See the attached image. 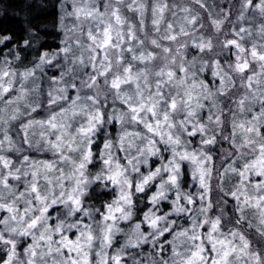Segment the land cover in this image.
Masks as SVG:
<instances>
[{"label": "snow or ice", "instance_id": "6c2138e0", "mask_svg": "<svg viewBox=\"0 0 264 264\" xmlns=\"http://www.w3.org/2000/svg\"><path fill=\"white\" fill-rule=\"evenodd\" d=\"M71 3L73 10L67 15L77 23L69 31L79 33L75 44L80 55L73 52L71 41L61 51L70 56L75 66L67 72H75L77 67L90 71L84 72L86 78L80 79L79 86L75 82L70 85L76 90L75 97H70L68 87H52L47 93L46 118L30 119L21 125L24 143L29 147L32 144L28 130L39 128L37 151L50 152L51 159H30L25 155L18 167L0 154V246L7 255L2 264H122L126 248L156 245L165 233L172 235V240L167 241L172 246V256L164 259V244L159 243L161 260L153 258L151 264H264V258L251 250L250 240L241 231L224 232L222 217L210 216L213 158L207 151L208 146L217 143L218 134L236 150V160L219 173L217 188L223 192L226 178L239 177L235 188L224 193L236 201V224L246 219L247 209H254L259 220L256 231L264 238V43H254L248 49L241 43L243 37L224 40L223 49L236 50L234 62L225 68L218 60L209 63L201 58L212 51L213 43L210 38L191 36L197 17L191 15L189 8H180L185 15L178 18L166 0H152L150 6L146 0ZM252 5L253 0H244V8ZM122 7L138 17H126ZM255 8L264 16V0H259ZM149 10L151 35L145 20ZM170 10L176 19L162 27L165 13ZM177 19H182V23L178 25ZM221 23L213 21L217 31ZM247 31L241 28L235 35ZM260 32L264 35V26ZM182 37H190L191 42H181ZM189 48L196 50L191 60L187 59ZM41 62L50 63L47 54ZM253 64L259 71L252 69ZM206 68L212 69L218 85L199 77ZM32 74L26 71L21 75ZM65 74L62 73L61 80ZM233 74L239 76L241 87L248 90L242 96L230 95L236 86ZM12 75L15 74L0 69V99L12 86V80L4 81V77ZM76 78L73 76V81ZM56 84L59 80L53 81ZM23 96L21 90L17 100ZM109 96L113 104L119 102L122 107H113L106 114ZM220 97L226 99L221 101ZM14 103L8 101L9 105ZM257 103L259 111L254 110ZM25 107L30 108L31 115L43 105ZM3 111L0 109V113ZM20 115L23 113L17 107L7 119L0 115V124L16 121ZM105 123L118 124V134L115 140L105 138L98 156L100 169L92 175L89 166L97 159L94 138ZM226 125L230 132L223 135ZM197 136L199 147L193 148L192 138ZM5 151H20L6 128L0 139V153ZM165 151L170 158L163 156ZM150 158H159L160 164L145 173L142 166H148ZM237 160L244 162L237 167ZM184 163L198 183L199 191L195 194L180 190ZM21 181L23 190L19 188ZM96 183L110 186L115 193L103 210H96L99 219L83 207L88 189ZM154 183L156 191L149 197L153 208L125 233V244L109 255L116 234L122 232L119 222L133 218L134 195L145 192ZM170 191L175 192L172 212L157 215L155 206L167 200ZM57 206L64 211L53 217L50 210ZM193 212L195 215L187 217L191 226L180 230H175V221L168 219L173 213L180 216ZM142 224L147 225L148 232L141 230ZM248 226L254 227L251 222ZM28 238L31 243L24 248L21 259L17 246L21 239Z\"/></svg>", "mask_w": 264, "mask_h": 264}, {"label": "trees", "instance_id": "16d2710c", "mask_svg": "<svg viewBox=\"0 0 264 264\" xmlns=\"http://www.w3.org/2000/svg\"><path fill=\"white\" fill-rule=\"evenodd\" d=\"M152 0H146V3L150 6ZM171 10L177 12V17L182 18L185 13L180 12V8L191 9V15L197 17V23L191 28V36L204 37L205 39H211L213 43V49L211 52H205L202 54V59L205 61L218 60L225 68L228 63L233 62L231 49H223L222 42L226 39H238L246 48H251L252 44L264 43V35L261 34L260 29L264 26V16H262L255 5L259 3V0H253V5L249 8H244V0H200V3L194 2V0H166ZM203 5V6H201ZM73 5L71 0H0V69L6 70L9 73H14L10 77H4V81L12 80V86L8 92L3 94V98L0 99V109L4 111L0 113L5 119L14 113V109L19 107L20 112L23 115L19 116L16 121H10L9 124H0V139H3V129H7L13 144L20 151H5L3 155H6L9 159L13 160L16 166H21L19 161L23 156L27 155L30 159H51L52 154L50 152L37 151V141L39 140V128L32 127L28 130L29 139L31 140L32 147L29 144L24 143L25 133L21 131V125L26 124L30 119H44L47 116V93L52 87H68V93L70 97H75L76 90L71 88V84L75 82L77 86L80 84L81 78L84 77V72L90 71V69L76 68L75 72H67L69 68L75 66L72 65L71 58L66 57L61 51L64 47L68 46L70 40V34L73 31L74 25L77 23L75 18L68 16L67 13L72 12ZM167 11L165 13V21L162 27L166 26L168 21L176 19L172 16V13ZM123 15L130 19H136L137 13H131L128 10H124ZM146 24L149 25V35H151V13L150 10L145 13ZM213 21H222L220 29L217 31L213 25ZM182 23V19H177V24ZM241 28L247 29L245 33H240L239 36L235 33H239ZM178 30V29H177ZM250 33V35H249ZM143 38V37H141ZM186 39L191 42L190 37H182L181 40ZM71 47L76 56L80 55L79 50L76 47L75 42L71 41ZM47 54V60L49 62H41V57ZM196 54L195 49L189 48L187 59L191 60L193 55ZM252 69L259 71L255 64L252 65ZM26 71H32V75L24 77L21 74ZM62 73H67L61 80ZM248 74H251L249 72ZM73 76L77 78L73 81ZM236 82L235 88L232 89L230 95L242 96L248 90L241 87L239 76L233 74ZM199 77L204 79L205 82L215 83L218 85V80H213L212 69L206 68L203 73H199ZM54 80H59V84L53 85ZM7 87V84H5ZM256 85H253L255 89ZM23 90L24 96L22 99L17 100V97L21 95ZM84 92H88L87 89ZM224 101L225 97L219 98ZM8 101H16V103L9 105ZM42 104L43 107L37 109L36 113L28 115L30 108H26L25 104L35 106ZM103 103V99H101ZM207 103V102H206ZM121 108L119 102L113 104L112 99L108 100L107 106L104 109L107 114L112 108ZM227 111V108H225ZM255 111H259V104H255ZM207 110H205L206 114ZM118 124L105 123L102 130L95 136V143L93 145V152L96 156L94 165L89 166V173L94 175L100 169V162L98 159L99 152L103 148L105 138L116 139L118 134ZM37 133L32 135V133ZM230 132V126H225L223 135H228ZM211 135V133H209ZM194 143L191 147H199L200 137L192 138ZM7 147V146H6ZM163 149V145H160ZM208 154L212 156V180L210 181L211 193L210 199L213 204V208L210 210V216L215 218L217 216L222 217V231L227 232L230 229H238L246 238L251 242V250L257 252L262 258H264V238L260 237L256 231V226L259 225V220L254 215V209H247L245 212L246 219L241 224H236V220L239 217V213L236 211V201L231 195H225V192H230L239 183L238 176H230L226 178L223 184L224 191H220L217 188L218 175L223 172L224 168L229 164H232L236 160V150L231 147L228 141L222 139L220 134L217 135V143L210 145L207 148ZM247 151V150H244ZM231 153V155H230ZM123 156V153H119ZM164 157L170 158L169 152H163ZM123 162V161H122ZM243 160H237L236 166L239 167L243 164ZM160 164L159 158H150L148 166H142V171L147 172L149 168L158 167ZM253 180L260 178L253 177ZM155 183H159L156 181ZM155 183L153 186L146 189L143 193H137L133 197V218L131 221H120L119 228L122 232L117 233L113 245L108 249L109 255L115 254V252L122 247L126 242L125 233H129L135 223H139L143 220V215L153 205L149 203V197L156 191ZM20 190H23L22 181L19 183ZM180 190L187 193H197L199 191L197 181L193 180L191 175V169L188 164H182L181 184ZM115 193L112 188L105 187L100 183L92 185L88 189V195L84 198L83 207L92 211L96 219H99V215L96 213L97 209L103 210V206L106 203H110L114 198ZM175 199V192H168V199L162 200L155 206L154 210L157 215H164L165 213L172 212V201ZM183 203V201H181ZM200 201L197 199L196 206L199 207ZM218 205V207L216 206ZM218 209H217V208ZM52 216L56 217L58 214L63 213L62 206H57L55 210H50ZM3 214H0L2 216ZM189 215H195V212L189 214H181L177 216L175 213L170 215L168 219L175 221V230H180L182 227H190L191 222L187 218ZM79 218V217H77ZM85 222H88L87 217H83ZM249 222L254 227L249 228ZM2 228V226H0ZM141 230L148 232L149 229L146 224H142ZM204 231V229H201ZM7 235V234H5ZM172 240V235L165 233L160 237L159 243L164 244L165 251L162 256L164 259H168L172 256V246L167 241ZM31 243V239H21L17 246L18 255L27 247V244ZM159 243L153 245L151 243L142 244L135 248H126L122 254V264H135V261H139L140 264H151V260L154 258L157 261L161 260L159 253ZM21 257V256H20ZM6 250L0 246V264L3 259H6Z\"/></svg>", "mask_w": 264, "mask_h": 264}, {"label": "rangeland", "instance_id": "374dc122", "mask_svg": "<svg viewBox=\"0 0 264 264\" xmlns=\"http://www.w3.org/2000/svg\"><path fill=\"white\" fill-rule=\"evenodd\" d=\"M127 10V8L126 7H122V13L123 14H125L124 13V10ZM79 35V33L78 32H72L71 34H70V40L71 41H73V42H75V40H76V38H77V36ZM184 40H186V39H183V40H181V42H183ZM248 49H250V48H248ZM231 51H232V60H233V62H234V60H235V56H234V53H235V49L234 48H231ZM112 98H111V96H109V99L108 100H111ZM217 207H218V205H216ZM216 207V208H217ZM218 209V208H217ZM19 256V258H21V259H23L24 258V250L21 252V254L20 255H18ZM21 256V257H20Z\"/></svg>", "mask_w": 264, "mask_h": 264}]
</instances>
